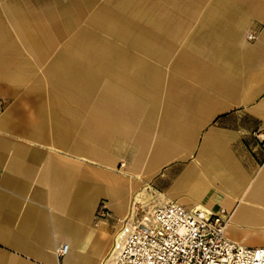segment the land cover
<instances>
[{
	"label": "crops",
	"instance_id": "1",
	"mask_svg": "<svg viewBox=\"0 0 264 264\" xmlns=\"http://www.w3.org/2000/svg\"><path fill=\"white\" fill-rule=\"evenodd\" d=\"M148 188L264 247V0H0V264H100Z\"/></svg>",
	"mask_w": 264,
	"mask_h": 264
},
{
	"label": "built area",
	"instance_id": "2",
	"mask_svg": "<svg viewBox=\"0 0 264 264\" xmlns=\"http://www.w3.org/2000/svg\"><path fill=\"white\" fill-rule=\"evenodd\" d=\"M231 215L224 208L212 213L164 201L148 188L133 196L100 264H264V247L226 237ZM67 252V244L57 250L61 257Z\"/></svg>",
	"mask_w": 264,
	"mask_h": 264
}]
</instances>
